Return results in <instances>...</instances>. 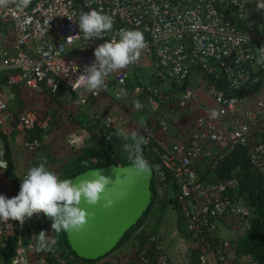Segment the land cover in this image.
Wrapping results in <instances>:
<instances>
[{
	"label": "built area",
	"instance_id": "1",
	"mask_svg": "<svg viewBox=\"0 0 264 264\" xmlns=\"http://www.w3.org/2000/svg\"><path fill=\"white\" fill-rule=\"evenodd\" d=\"M89 9L111 16L112 30L85 38L75 22L81 11ZM122 29L143 33L145 47L139 60L109 74L102 89L88 90L78 77L94 62L93 50L106 40L118 39ZM255 32L240 0H0V85L23 87L35 97L65 91L77 103L89 106L110 93L105 113L95 117L99 127L94 135L83 132L66 139L76 151L94 145V137L102 138L104 155L81 161V165L97 166L105 158L116 160L120 151L131 163L132 148L127 146L135 140H124L115 124L120 121L125 95L120 89L126 92L131 77L136 79L131 92L145 95L152 111L150 123L139 126L138 139L153 170L156 203L172 200L196 264H238L232 241L249 228L252 209L239 195L236 171L221 177L219 168L226 157L244 149L264 181V63H258L264 40L254 37ZM149 60L156 64L161 83L176 85L177 101L158 83L140 81L138 69ZM193 79L201 83L211 105L173 132L172 106L184 111L194 108ZM185 80L188 84L183 87ZM254 88L257 92L248 97L237 95ZM248 98L251 105L244 108ZM38 116L36 108L28 106L14 119L8 99L0 94V129L13 122L11 131L21 137L29 153L40 150L49 138L51 119L38 121ZM25 174L16 176L15 195ZM48 220L42 211L23 222L0 219V246L13 243L8 264L46 263L45 255L53 245ZM41 231L48 241V248L42 250L37 237ZM228 231L239 235L227 237ZM137 241L136 264H171L158 236L146 234Z\"/></svg>",
	"mask_w": 264,
	"mask_h": 264
},
{
	"label": "rangeland",
	"instance_id": "2",
	"mask_svg": "<svg viewBox=\"0 0 264 264\" xmlns=\"http://www.w3.org/2000/svg\"><path fill=\"white\" fill-rule=\"evenodd\" d=\"M140 81L143 84L148 82L158 83L163 91L173 93V98L177 101L178 89L169 83H161L157 78V67L152 60L141 63L139 67ZM136 79L131 77L127 85V90L121 101L122 110L120 112V121L115 124L116 131L127 142L134 141L133 133L137 139L141 136L139 126L149 124L152 118V111L148 107L145 95L134 96L131 92L132 84ZM191 87L195 88L197 100L192 111H184L172 106L171 116L173 117L172 131L182 130L198 112L204 107L211 105V101L205 95L200 82L193 79L190 83ZM0 94H3L8 99L9 113L15 119L21 110L25 107H35L38 113V121H41L46 116H49L48 134L49 138L43 143L40 150L35 153H29L19 146L18 151L14 153L15 159L22 161V174H25L30 166L41 162V158L45 157L46 166L56 173L59 177L61 167L70 162L74 157L75 149L71 148L66 139L71 134L88 133L89 129H93V121L95 117H100L106 111V107L111 103L110 93L103 95L94 105H83L77 103L75 97L69 92L61 91L55 96H40L29 93L23 87L8 88L0 85ZM139 101L142 105L139 109L135 107V103ZM155 116V115H154ZM13 122H10L4 129H0L3 133H8L13 128ZM20 138L18 143H20ZM19 172V173H21ZM21 174V175H22ZM162 209L159 206L163 203H156L138 228H142L141 234L144 237L146 234H154L158 236L165 246L168 259L171 264H196V257L193 256V251L189 248L187 241L178 230V212L173 202L168 203ZM253 216V214H251ZM227 237H233L234 232H225ZM55 233L51 235V241L55 240L52 248L56 249L60 254L53 259L48 260V254L45 255L46 263L44 264H90V263H75L72 257L68 254H61L62 250L57 244ZM238 236L237 234H235ZM137 238L135 232L123 242L117 249L111 252L108 256L92 264H136L135 255L137 248ZM234 262L238 264H264V262L254 263L248 257H237L233 255ZM38 264V263H35Z\"/></svg>",
	"mask_w": 264,
	"mask_h": 264
},
{
	"label": "clouds",
	"instance_id": "3",
	"mask_svg": "<svg viewBox=\"0 0 264 264\" xmlns=\"http://www.w3.org/2000/svg\"><path fill=\"white\" fill-rule=\"evenodd\" d=\"M256 5L258 9H264V4L256 3ZM75 24L79 32L90 39L93 36L101 37L103 33L111 31L113 18L97 10L89 9L79 13ZM144 47L145 39L141 31L122 29L118 33V39L106 40L93 50L94 62L84 69V73L78 79L83 81L90 91L102 89L105 86V78L137 62ZM258 63H264V54L259 57ZM71 67L72 71L77 70L74 65ZM64 69L68 72V68L64 67ZM120 93L125 94V90L120 89ZM141 106L139 101L135 103L137 109ZM216 115L213 111L212 117ZM133 139L135 144L127 146L132 148L131 166L138 174L146 178L151 172V165L142 154L143 141L137 139L135 133H133ZM87 147L91 146L83 148ZM45 159L42 157L41 162L28 168L25 176L20 180L18 193L14 197L6 198L0 194V219L7 221L15 219L23 222L25 217L42 211L49 219L48 222L50 223V220L52 222L51 225L49 224L51 231L54 230L56 233L77 231L85 225L87 216L85 210L79 207L81 201L88 205H96L110 182L109 178L93 169L91 171L94 172V178L91 180L60 179L46 166ZM7 167L8 161L0 159V169L5 171ZM112 204V200L106 199L103 207L110 208ZM37 237L38 248L41 250L47 248L48 241L45 233L41 231ZM51 243L54 244L55 240Z\"/></svg>",
	"mask_w": 264,
	"mask_h": 264
},
{
	"label": "trees",
	"instance_id": "4",
	"mask_svg": "<svg viewBox=\"0 0 264 264\" xmlns=\"http://www.w3.org/2000/svg\"><path fill=\"white\" fill-rule=\"evenodd\" d=\"M219 83L221 84L223 83V81L220 80ZM187 84L188 81L185 80L182 85L183 87H185ZM174 86L176 87V85ZM257 90L258 88L249 89L247 91L237 92V95L241 97H248L253 93L257 92ZM92 125H93V129L92 130L89 129V130L90 133L94 135V130L95 129L98 130L99 126L95 120L93 121ZM36 132H39L38 128H36ZM94 138L96 139L94 146L77 150L71 161L61 167V170L59 172L60 179H65V178L73 179L79 173H82L88 169L95 168L98 166H105L110 164L126 165L129 163L122 158V153L120 151L118 152V158L116 160H110L105 158V160L97 166L81 165V161H86L87 159L94 156L104 155V142L102 138L100 137H94ZM0 141L2 144L3 159L8 161V167L4 171V174L6 178L14 185V187L17 188V177L15 174L14 161L11 155L10 141L7 138V135H5L1 131H0ZM232 170L236 171L237 176L239 178V182H240L239 195L242 196L245 203L251 207L253 214V216L250 219L249 228L241 236L236 237L235 241H232L234 255L236 256V258L248 257L254 263L264 262V181L261 175L249 164L244 149L236 150L220 163L219 175L221 177L226 176ZM152 192H153L152 201L148 206L147 210L143 213L138 223L134 227H132L128 232L125 233V235L121 238L115 249H117L123 242H125L126 239L129 237V235H131L133 232H135L138 229V227L145 219V216L148 214L151 208L156 204L157 201H156L153 182H152ZM167 202L171 203L172 200L168 199ZM165 205L166 203L163 202L159 206V208L163 210ZM51 223L52 222L50 220L49 224L51 225ZM35 229L38 230L37 225ZM28 230L29 229H26L27 232ZM178 230L180 231L181 234L183 233V227L180 217H178ZM54 233H55L54 236L56 237L57 240V244L62 250L61 254L70 255L75 263L92 264L110 254L109 253L106 256L94 261L80 259L70 250L64 232L56 233L54 231ZM135 238L141 239L143 238V236L141 233H139V234H135ZM51 247L52 246H50L49 248L47 247L48 250L46 256L48 254L47 257L48 260L53 259V256L56 257L57 255L60 254L54 248H52L51 250ZM115 249H113V251ZM12 252H13L12 242L8 243V245L5 247H0V258L2 259L3 264H8L9 259L12 256ZM192 253L193 256H195V252Z\"/></svg>",
	"mask_w": 264,
	"mask_h": 264
},
{
	"label": "water",
	"instance_id": "5",
	"mask_svg": "<svg viewBox=\"0 0 264 264\" xmlns=\"http://www.w3.org/2000/svg\"><path fill=\"white\" fill-rule=\"evenodd\" d=\"M97 170L109 178V184L96 205L81 201L87 213L86 223L77 231L64 232L70 250L80 259L97 260L111 253L121 238L141 219L152 201L153 170L145 178L130 164L105 165L88 169L73 179L91 180ZM106 199L113 201L103 207Z\"/></svg>",
	"mask_w": 264,
	"mask_h": 264
},
{
	"label": "crops",
	"instance_id": "6",
	"mask_svg": "<svg viewBox=\"0 0 264 264\" xmlns=\"http://www.w3.org/2000/svg\"><path fill=\"white\" fill-rule=\"evenodd\" d=\"M240 1L244 4L245 14L248 18V22H251L256 26V32L254 37L264 40V9H258L256 5V3L264 4V0H240ZM240 29L243 30L244 27L240 26ZM250 105H251V100L250 98H248L247 101L244 103V108L250 107ZM9 135L10 136H7V138L10 141L11 155L15 165V174L18 177V175L22 174L21 172L23 170L21 166L22 161H20V159L19 160L15 159L14 153L18 151L19 146L22 147V145H21V141H19L20 143H18L19 135L15 133L14 130L11 131ZM1 151L2 148L0 142V152ZM0 159H3L2 154H0ZM0 171H3L2 173H0V194L4 195L6 198H12L15 196L14 185L6 178L4 174V170L0 169Z\"/></svg>",
	"mask_w": 264,
	"mask_h": 264
}]
</instances>
